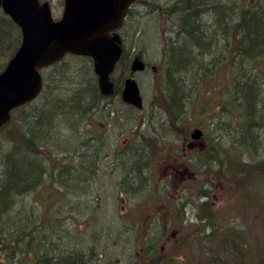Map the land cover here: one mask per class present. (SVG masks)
Instances as JSON below:
<instances>
[{
	"label": "rangeland",
	"instance_id": "rangeland-1",
	"mask_svg": "<svg viewBox=\"0 0 264 264\" xmlns=\"http://www.w3.org/2000/svg\"><path fill=\"white\" fill-rule=\"evenodd\" d=\"M149 2L151 0H137L133 7L139 12L138 17L144 15L155 20L152 26L158 37L156 39L155 35L151 41L148 40L151 35H147L142 47L126 42L128 71L126 69L123 76L122 67H118L112 76L116 82L122 75L124 82L131 76L130 61L136 54L142 55L147 69L134 74V78L140 87L144 109L138 111L119 104L118 98L113 97L114 109L121 110L120 119H111L99 109L87 115L80 141L92 136L99 138V134L104 138L103 154L99 155L98 151L96 155L98 165L100 163L98 176L85 165L74 164L78 154L72 152V148L68 153L63 152L62 144L58 147L61 140L69 139L72 131L55 129L54 132L60 131L61 140L53 134L48 142L51 151L43 150L40 155L47 173L43 178L46 186L23 197L18 209L23 217L30 219L33 213L35 224L44 212L46 233L52 229L57 233L59 229L82 238L95 218L87 214L85 206L102 208L112 223L120 226L124 239L130 240L127 248L119 252L106 249L99 264H131L129 256L139 251L143 253L142 238L136 242L132 232L136 227L145 235L146 242L156 243L157 251L173 253L174 245L179 247L181 264H264V126L252 130L258 134L257 143L252 144L245 138L247 127L239 128L235 122L238 113H233L232 96L229 95L232 79L226 76V70L207 75L178 121H171L163 110L155 109L154 102L164 86V49L173 33L168 31L170 26L163 14L149 11ZM50 5L53 17L60 18L63 0H50ZM71 58H66L69 68L77 71L83 63L76 60L80 58ZM7 60V51L1 52L0 65ZM153 66L155 69L151 70ZM90 68L94 75L92 62ZM209 93L210 101L207 100ZM25 112L26 109H21L19 115L22 117ZM196 128L204 132L202 145L191 151L183 141L190 138ZM7 135L6 130L0 133V150L5 152L11 146ZM140 146L144 151L147 148V164L139 183L143 190L123 191L117 183L124 176V170L113 163L116 161L120 165L128 151ZM81 151L85 153L84 149ZM116 152L117 159L114 158ZM58 158L66 167L75 168L71 171L76 179L69 183L67 190L61 185L65 183L60 184V180L55 183L49 174L53 173L52 166ZM84 162L83 158L81 164ZM65 175L69 176V171L62 173L63 182ZM46 203L52 212L59 210L58 214L49 216ZM74 206L77 208L73 209ZM184 214L187 220L183 222ZM210 233L212 236L208 237ZM246 249L249 254H244ZM159 264L172 263L160 261Z\"/></svg>",
	"mask_w": 264,
	"mask_h": 264
},
{
	"label": "trees",
	"instance_id": "trees-1",
	"mask_svg": "<svg viewBox=\"0 0 264 264\" xmlns=\"http://www.w3.org/2000/svg\"><path fill=\"white\" fill-rule=\"evenodd\" d=\"M147 8L150 12L163 14L170 26L168 31L173 33L164 49L163 78L167 101L162 109L171 121H178L185 107L192 103V96L198 93L202 82L208 78L206 75L198 79L196 77L198 69L209 71L216 52L226 46L230 30L231 38L239 39L236 45L232 44L234 51L237 49L248 62L253 60L252 63L259 64L264 61V0L253 2L249 0L241 13L243 15L240 24L235 22L239 7L233 0H151L147 3ZM137 14L139 12L134 7L129 10L122 34L125 45L126 42L128 45L137 43L142 47L147 35H151L148 39L151 41L155 35L157 39L158 35L152 26L155 25V20L144 15L138 17ZM20 42L19 28L8 16L2 14L0 53L7 51V56L12 57ZM128 53L125 47L118 66L122 67L123 76L129 68L126 63ZM138 55L142 57L140 53ZM66 58L43 72L44 90L35 102L21 108L26 109L25 114L21 117L19 115L21 109L19 112L15 111L11 121L0 129V133L8 131L9 135L6 137L12 142L6 152H0V264H99L106 254V249L113 248L119 252L124 247L126 249L129 244L130 239L128 241L124 239V232L120 226H115L113 220L109 219L99 206L95 208L90 204L85 206L87 214L95 215V218L82 238L75 233L60 232L59 229L57 233L51 232L50 235L43 233L47 220L44 212L37 224L33 222V218L23 217L17 213L22 202V194L37 187L47 174L43 161L40 160L43 157L40 155L43 150L51 151L48 142L53 134L60 139V131L53 130L60 127L63 131L65 128L72 131L68 144H76L79 149L85 150V153H82L84 165L87 170L98 176L100 163L98 165L96 155L98 151L99 155L103 154L101 146L104 144V138L92 136L89 140L80 142L83 136L80 131L87 123V115L90 112L95 114L98 109L104 110L102 107L104 105L111 106L107 113L109 117L114 114L117 118L119 114L113 110L115 106L110 104L115 94L104 97L99 93L97 78L90 68V59H76L83 65L77 71H72ZM4 65H0V71ZM223 70H226L229 79H232L229 91V95L232 96V108L237 107V110H240L244 107L242 114L238 115L248 120L242 124L248 131L245 138L252 144L257 143L258 135L251 131L264 126V72H257L258 74H254L253 77L252 75L246 77V74L244 81L234 83L229 71L236 69L231 68L230 64ZM122 75L115 82V93L122 88ZM210 96L209 93L208 101L211 100ZM234 112L236 111L233 110ZM234 132L237 133L236 130ZM96 143H99V146ZM146 160L142 146L128 151L120 161L124 176L117 184L128 188L137 186L142 180ZM55 163V166H52L53 173H48L53 181L60 180V184L65 183L61 185L67 190L69 183L75 180L72 179L74 176L65 175L63 182L61 175L67 171V167L62 160H56ZM70 169L75 170L73 166ZM42 185L46 186L44 182ZM44 205L50 210L49 216L58 214L59 210L52 212L47 203ZM132 232L135 233L136 242H139V237L142 238L143 253L139 251L136 255L129 256L130 262L132 258L131 264H159L160 261L181 264L178 259L180 249L176 245L173 253H162L157 251L155 242L144 240L145 235L138 227ZM207 236L210 237L212 234ZM240 245L243 247L244 242L241 241ZM249 252L246 249L244 254Z\"/></svg>",
	"mask_w": 264,
	"mask_h": 264
},
{
	"label": "water",
	"instance_id": "water-1",
	"mask_svg": "<svg viewBox=\"0 0 264 264\" xmlns=\"http://www.w3.org/2000/svg\"><path fill=\"white\" fill-rule=\"evenodd\" d=\"M136 0H64L59 20H54L48 2L39 0H0V9L19 26L22 42L5 70L0 73V127L11 112L36 100L43 91L41 71L67 54L93 61L102 96L115 93L111 74L124 55L117 31L123 27L130 6ZM146 68L141 56L131 64L132 73ZM122 100L142 110L139 86L131 76L124 81ZM201 130L192 133L200 139Z\"/></svg>",
	"mask_w": 264,
	"mask_h": 264
},
{
	"label": "bare ground",
	"instance_id": "bare-ground-1",
	"mask_svg": "<svg viewBox=\"0 0 264 264\" xmlns=\"http://www.w3.org/2000/svg\"><path fill=\"white\" fill-rule=\"evenodd\" d=\"M234 2H235V5L236 6H238L239 7V9H237V12H236V18H237V20H235V22L236 23H238V24H240V22H242V15L243 14H241V13H243V11H244V9H245V6L247 5V3H248V1L249 0H233ZM252 2L254 1V0H251ZM229 32V31H228ZM231 30H230V33H228V37H227V39H226V46L224 47V49H222V50H220V51H218V52H216V55H215V57L213 58V63H212V65L210 66V68H209V71H206L205 69H203V68H201V69H198V71H197V75H196V77L198 78H200V77H202V76H206V75H210V74H217L220 70L221 71H223V69H224V67L225 66H228L229 67V65L231 64V68H233V69H236V70H234V71H229V73H230V75L234 78V80H233V82L235 83L236 81H244L245 79H246V77L248 76L249 77V75L251 76L252 75V77H253V75L255 74H258V73H260V72H264V65H262V63H252L253 62V60L251 61H249L248 62V60H246V58L245 57H243V56H241L240 54H239V52H238V50L236 49L235 51H234V48L232 47V44H237L238 43V41H239V39H232L231 38ZM223 44H224V42H223ZM233 51H234V53H233ZM234 55H233V54ZM14 57V55L12 56V57H8V60L5 62V65H4V67H3V71L5 70V68H6V66L8 65V63H9V61L12 59ZM135 58H136V56H134L133 57V59L130 61V65L133 63V61L135 60ZM141 59L143 60V58L141 57ZM235 59V60H234ZM143 62L145 63V65H147V63L143 60ZM153 68H155V66H153ZM258 72V73H257ZM130 74H131V77L132 78H134V74H136V73H132V71L130 70ZM247 74V75H246ZM228 74H226V76H227ZM244 75H246V77L244 76ZM212 76V75H211ZM211 76H209V77H211ZM198 78V79H199ZM135 79V78H134ZM135 81L137 82V80L135 79ZM137 84H138V82H137ZM138 86H139V84H138ZM139 90H140V87H139ZM122 88H119L118 89V91L116 92V93H114L115 94V96H114V98H118V100H119V104H123L124 102H123V100H122V97H123V94H122ZM141 92V91H140ZM113 94V95H114ZM112 95V96H113ZM113 99H111L110 100V104H114L113 103V101H112ZM142 100H143V97H142ZM166 101H167V90H166V87H165V85L164 86H162V90H161V92H160V95H159V97L156 99V101L154 102V104L156 105V106H154L155 107V109H159V110H162L163 109V107H164V105H165V103H166ZM124 104H126V103H124ZM126 105H128L129 107H131V108H133V109H136V110H138V111H142L143 109H144V102H143V108H142V110H139L138 108H136V107H134V106H131V105H129V104H126ZM103 107V109H104V111L106 112V113H108V111L109 110H111V106L110 105H104V106H102ZM234 111H238L237 113H240V112H242V110L244 109V107L241 109L240 108V110H237V107H233L232 108ZM113 110L115 111V112H120V111H116L114 108H113ZM100 111V110H99ZM107 117H109L108 115H107ZM111 119H114V120H117V119H120L121 118V116L118 114V117L116 118L115 116H114V114H112V116L110 117ZM176 120V119H175ZM247 122L248 120H246L242 115L240 116V115H237V117H236V120H235V122L237 123V125L239 126V127H241V125L244 123V122ZM107 125H109L110 126V123L109 124H107ZM84 126H85V124H84ZM245 127V126H244ZM54 131V130H53ZM82 131V130H81ZM251 132H253V131H251ZM85 133V132H84ZM83 134V133H82ZM258 135V134H257ZM100 137H102L101 135H99ZM90 138H87V139H83L82 141H80V142H85V141H87V140H89ZM61 140V139H60ZM69 139H67V138H64L63 140H61V143H59V144H57L58 146H60L61 144H62V148H64V151L63 152H70V148H72L71 149V151L72 152H77V154H78V160H76L75 162H74V164H77V165H79V166H82L83 167V165L84 164H81L82 162H83V155H82V151H81V149H79V146L78 145H76V144H68L69 142ZM60 142V141H59ZM11 143V145H12V142H10ZM64 143V144H63ZM49 145V144H48ZM56 145V146H57ZM146 147H145V151H146ZM0 152H5V151H1L0 150ZM118 153L116 152V154H115V159H117L118 158V156L116 157V155H117ZM145 154H146V152H145ZM72 159V158H71ZM41 161H43L42 159H40ZM58 160H61L60 158H58ZM77 162V163H76ZM71 163V162H70ZM80 163V164H79ZM65 164V163H64ZM114 165H116V167L118 168V169H121V165H119L118 164V162H114L113 163ZM66 165V164H65ZM67 171H69V175H70V177H72V176H74V174H73V171H71V169L69 168V167H67V169H66ZM66 171V172H67ZM64 173V172H63ZM72 175V176H71ZM72 179H76V177H72ZM143 179V178H142ZM142 181V180H141ZM42 184H43V182H41ZM41 183H39L38 185H37V187H35L34 189H32V190H29V191H26V192H24L23 194H22V196H21V199L23 198V197H25L26 195H28V194H30L31 192H36V190H37V188H38V186L40 187V184ZM41 184V187L43 186ZM136 190V191H142L143 190V188L140 186V184H138L136 187H131V188H128V187H122V189L121 190H123V191H133V190ZM21 205V204H20ZM19 205V206H20ZM18 206V207H19ZM17 213H19L20 215H21V212L19 211V209H17ZM21 216H23V215H21ZM32 217L31 218H34V214L32 213V215H31ZM40 221V220H39ZM36 223H39L38 221L36 222ZM45 227L43 228V233L45 232ZM51 232H54V229H52V231L51 230H48L47 231V233L45 232V234H48V235H50L51 234ZM39 239V241H41L40 240V238H38ZM130 260V259H129ZM131 262H132V258H131ZM108 263V262H107ZM106 264V263H105Z\"/></svg>",
	"mask_w": 264,
	"mask_h": 264
},
{
	"label": "flooded vegetation",
	"instance_id": "flooded-vegetation-1",
	"mask_svg": "<svg viewBox=\"0 0 264 264\" xmlns=\"http://www.w3.org/2000/svg\"><path fill=\"white\" fill-rule=\"evenodd\" d=\"M154 69L155 68H151V70H154ZM183 144L186 145V146H188L191 151L193 149L196 150L198 146H201L202 145L201 143H199V141H191L189 138H185Z\"/></svg>",
	"mask_w": 264,
	"mask_h": 264
}]
</instances>
